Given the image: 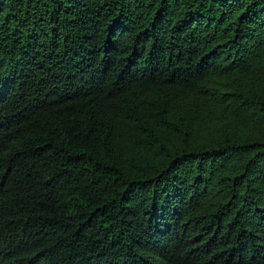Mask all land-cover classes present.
<instances>
[{"label": "trees", "instance_id": "16d2710c", "mask_svg": "<svg viewBox=\"0 0 264 264\" xmlns=\"http://www.w3.org/2000/svg\"><path fill=\"white\" fill-rule=\"evenodd\" d=\"M0 264H264V0H0Z\"/></svg>", "mask_w": 264, "mask_h": 264}]
</instances>
